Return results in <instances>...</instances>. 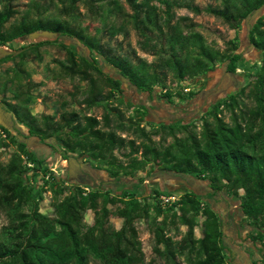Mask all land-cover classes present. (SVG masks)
<instances>
[{"label":"trees","instance_id":"obj_1","mask_svg":"<svg viewBox=\"0 0 264 264\" xmlns=\"http://www.w3.org/2000/svg\"><path fill=\"white\" fill-rule=\"evenodd\" d=\"M216 1L203 7L195 0H31L20 13L11 0H0V47L14 51L0 54V65L13 62L0 71V93L8 110L24 128L25 136L35 141L29 146L0 124L8 136L0 139V148L15 146L8 161L0 162V217L4 213L8 220L0 226V264H93V260L99 264H140L144 252L137 222L150 218L152 208L156 211L152 221L154 251L164 260L163 264H183L182 261L235 264L225 255L227 250L231 261L234 258L225 239L222 214L199 192L186 191L174 206L179 211L164 215L158 204L151 205L147 198L141 200L130 191H125L122 197L112 195L103 181L96 186L86 184L89 191L80 184L73 190L49 168L42 169L43 184L36 187L25 177L29 171L33 170V175L43 166L37 152L30 149L38 141L54 146L63 159L69 160L77 152L87 154L104 165L114 182L123 187L131 180L143 181L137 173L157 158L164 174L173 178L195 174L210 184L213 195L229 194L239 211L251 220V231L256 230V235L251 233L249 238L259 245V262L264 264V15L256 19L248 36L249 43L262 53L249 92L254 100L252 107L242 98L243 88L222 103L231 112V122L225 121L215 106L210 112L213 120L203 117L201 133L192 128V122L184 121L181 128L187 132L186 137L183 140L175 137L164 149L142 143L141 150L135 141L107 129L111 127L110 113L117 110L109 107L111 101L118 98L116 92L123 98V78L139 92L151 95L157 86L166 87L170 75L178 82L200 78L226 59L227 71L237 72L242 53H225L207 44L201 33L187 32L183 23L187 18L176 19L177 9L188 8L196 14L207 12L239 29L264 6V0ZM80 5L87 9V15L100 21L96 34L82 24ZM129 27L138 33V48L156 59L150 61L134 50L124 52L112 42L118 34L128 35ZM43 30L55 31L58 36L35 41L27 38L32 32ZM64 40L75 47L65 45ZM15 42L24 43L14 48ZM55 43L66 50V58L58 61L61 72L88 84L80 103L89 107L105 105L104 127L97 117L77 110L61 113L56 110L42 117L32 113L30 106L37 99L33 88L44 83L33 80L27 64L31 60L41 62L42 46ZM108 67L114 70L109 71ZM51 70L47 66L46 76L53 75L48 73ZM166 95L169 97L170 93ZM139 112L147 115L146 109ZM131 126L120 124L118 128L127 130ZM170 129H174L173 125ZM136 130L145 136L143 128L137 126ZM56 142L63 149H58ZM126 147L132 149L125 156L133 153L141 156L125 163L115 151ZM25 155L33 165L27 164ZM48 189L52 191L53 216L41 212L39 207L43 191ZM154 193L158 195L159 190ZM118 202L123 205H118L115 213L123 219V224L117 229L111 224L114 213L109 204ZM88 210L94 212L92 223L85 220ZM200 213L205 216V227L202 237L197 238L195 227ZM181 225L187 226V230L176 240L171 232L174 228L179 234Z\"/></svg>","mask_w":264,"mask_h":264},{"label":"rangeland","instance_id":"obj_2","mask_svg":"<svg viewBox=\"0 0 264 264\" xmlns=\"http://www.w3.org/2000/svg\"><path fill=\"white\" fill-rule=\"evenodd\" d=\"M31 0H11V3L16 7L20 13L27 8V4ZM43 1V0H41ZM125 2V1H123ZM197 4L205 7L207 4L214 3L216 0H195ZM59 3V2H58ZM1 8V4H0ZM82 11L81 21L83 25H88L92 34L97 33V27L100 26V21L93 19L90 14H86L87 9L80 5ZM56 13V11L54 12ZM57 14V13H56ZM20 15V14H19ZM264 15V11L261 16ZM179 17H186L184 20V27L186 31H196L201 33L207 44L219 48L225 53H231L232 51H238L242 53V59L237 65V72L235 74L227 71L226 65L228 59L223 62L217 63L212 70L202 75L200 78L187 79L184 82H178L172 75L169 76L167 85L165 88L156 87L153 94L139 92L134 86L129 83L124 85L123 98L119 97V93L116 92L117 99L111 101L109 107H114L110 113L111 127L107 129L115 130L119 135L126 137L128 140L135 141V146L139 149H143L142 143H151L158 146L160 149H164L169 146L175 140V137L184 139L187 132L182 130L181 125L184 121L192 122L193 129L198 133H201L203 128V117L208 120H213L210 112L217 106L219 114L227 122H231V112L223 106L222 103L228 100L232 94L239 93L245 88V93L242 95L243 100L249 107L254 105V100L249 96L252 83L256 79V71H258L262 62V53L249 43V31L254 25V21L249 23L244 22L239 29L231 28L223 19L216 17L207 12L196 14L188 8L177 9L176 19ZM174 19V20H176ZM15 20V18H12ZM250 27V29H248ZM129 34H118L114 37L113 43L122 47L124 52H131L133 50L141 57H145L152 61L156 59V56L149 53L142 52L138 46L137 41L139 39L137 31L134 27H129ZM108 36V35H104ZM107 39V38H106ZM65 45H74L69 41L64 40ZM24 42H15L14 48L19 47ZM122 43V45H121ZM6 49L8 47H5ZM43 54V60L41 62L31 60L28 62L27 67L32 74V78L36 83L43 82L41 86H34L33 93L37 96L36 101L30 106L31 111L37 117H42L44 114H54L56 110L61 113L64 110L80 111L82 114H89L97 117L101 120V127L104 124V115L106 113V107L104 104L95 105L92 107L87 106L85 103H80L86 95L88 84L86 81H82L79 77H71L61 72L59 67V60L66 58V50L59 44H46L41 48ZM13 64L12 61H7L0 65V71L7 69V67ZM49 66L53 75L46 76V68ZM109 71L114 69L108 67ZM170 93L168 97L166 93ZM10 92L7 93V97L10 100ZM120 98V100H119ZM4 97L0 93V102L3 103L6 109L7 105L3 102ZM14 101V100H13ZM220 103V104H219ZM146 109L147 115L142 116L139 111ZM139 123V125H137ZM132 125L130 129L120 130L118 125ZM174 127L173 130L170 126ZM137 126L144 129L145 136L142 135V131L136 130ZM104 127V126H103ZM173 131V133L171 132ZM18 131L14 134L18 137ZM7 138V133L0 127V139ZM19 139V137H18ZM58 149L63 147L56 142ZM30 148V147H29ZM15 146L9 148H0V162L6 163L14 151ZM35 152L39 155V159L43 160V166L40 167V171L31 175L33 170L29 171L25 177L26 181L39 187L43 184L41 177L42 169L49 168L56 173L57 177L64 179L66 183L74 187L73 190L80 184L89 191L90 187L86 184L78 182L74 178H69L68 168L69 163L67 159H63L61 152L48 146L43 141H38L34 147ZM132 147H126L115 151V155L122 159L125 163L129 162L131 158L141 156V153H133L131 156H125L131 152ZM72 156L82 158V161H88V171L92 174L100 172L104 180H111L109 182L108 189L112 195L122 197L125 191L134 193L139 199L144 200L147 198L151 205L158 204L164 210V215H169L174 211H179L178 207H174L180 200L181 196L188 190H195L199 192L211 206L219 208L222 214L224 222V230L226 234V241H230L231 246L234 249H239L242 257L231 261V254L226 250L225 255L228 261L235 262L236 264H262L259 262L261 258V252L258 250L259 245L252 242L249 238L250 234L256 235V230L251 231V220L245 217L244 214L239 211V206L235 204L233 198L225 193L221 192L213 195V191L210 184L195 174L187 175L182 178H173L167 174H164L160 159L157 158L154 162L147 164L145 170H141L137 173V176L143 177V181H128L127 186H119L109 176V173L105 171V166L100 162L91 159L87 154L81 156L79 152L71 154ZM24 159L27 164L30 160L25 155ZM152 166L155 169L152 170ZM56 171H54V170ZM96 169V170H95ZM158 173V174H157ZM160 173V174H159ZM37 174V175H36ZM48 188V185L47 187ZM158 189L159 194L156 195L154 190ZM242 192V191H241ZM163 196H176L175 202L169 204H161ZM179 197V199H178ZM118 204H109V207L113 211L111 216V224L117 229L123 224V219L119 217L115 211ZM236 205V206H235ZM41 212L54 215V208L52 206V191L50 189L43 191V198L39 202ZM156 215L154 208L151 209V217L148 219H141L137 222L139 230V237L142 241V248L144 252V259L140 264H163L164 260L154 251V233H153V219ZM163 215L159 216L158 221L162 219ZM230 219H234V224L228 223ZM85 220L88 223H92L94 220V212L88 210L85 213ZM205 216L200 213L197 216V226L195 227V237L199 238L203 235ZM8 222L6 214L1 213L0 226ZM225 223H227L225 225ZM226 226V227H225ZM187 226H180V233L176 234V230L173 228L171 232L175 239H180L186 232ZM241 234V235H240ZM252 261H257L253 263ZM93 264H99L96 260H93ZM183 264H187L182 261Z\"/></svg>","mask_w":264,"mask_h":264},{"label":"water","instance_id":"obj_3","mask_svg":"<svg viewBox=\"0 0 264 264\" xmlns=\"http://www.w3.org/2000/svg\"><path fill=\"white\" fill-rule=\"evenodd\" d=\"M264 11V6H262L261 8L257 9L251 16L248 17L247 19V23H249L250 21H256V19L261 16V14ZM248 29H250V27H248ZM58 36V33L55 31H50V30H43V31H35L32 32L27 38L35 41L37 39H44V38H49V39H55ZM77 45L81 46V44L79 42L76 43ZM4 47H0V54H8V53H12L14 52L13 50H11L10 48H5ZM227 67V65H226ZM230 73V72H229ZM123 80L125 81V83H128V80L126 78H123ZM0 124L4 127H6L7 129L16 132L17 133L21 132L18 134L19 139L28 144L29 146H31L32 144H34V138H27L25 136L26 132L24 130V128L22 127V125L18 122L17 118L13 115V113L9 110H7L3 103L0 102ZM74 161L78 162V161H82V158L77 159L76 157L72 156L69 160L68 163L69 165H71ZM73 176H71L70 178H72Z\"/></svg>","mask_w":264,"mask_h":264},{"label":"flooded vegetation","instance_id":"obj_4","mask_svg":"<svg viewBox=\"0 0 264 264\" xmlns=\"http://www.w3.org/2000/svg\"><path fill=\"white\" fill-rule=\"evenodd\" d=\"M5 107V106H4ZM8 110V109H7ZM54 146H52L53 148ZM53 149H56V148H53ZM84 154H81V156H83ZM77 159H80V157H78ZM88 166H89V163L88 161H74L71 165H69V168H68V175H69V178L71 176H73L72 178L76 179L78 182H81V183H84V184H89V185H92V186H96L98 185L101 181H103L104 183H106V185H108L107 183L109 182H113L111 180L107 181V180H104V178L101 176L100 172H95V174H92L90 171H88ZM96 170V169H95ZM158 174V173H157ZM160 174V173H159ZM138 177V176H137ZM236 206V205H235ZM228 223H231V224H234V219H230L228 221ZM227 223H225L226 225ZM226 227V226H225ZM227 234V233H226ZM241 235V234H240ZM227 243L228 245L230 246V248H232V251H233V255H234V258L233 260L239 258V256L242 257V254H246L245 252L242 253L239 251V249H234L232 246H231V243L230 241L227 240ZM235 263V262H233ZM236 264V263H235Z\"/></svg>","mask_w":264,"mask_h":264},{"label":"built area","instance_id":"obj_5","mask_svg":"<svg viewBox=\"0 0 264 264\" xmlns=\"http://www.w3.org/2000/svg\"><path fill=\"white\" fill-rule=\"evenodd\" d=\"M29 165H33V164H29ZM54 171H56V170H54ZM48 177H49V175L47 176V178ZM176 198H177L176 196H163L161 204L166 205V204H169L170 202H175L177 200ZM178 199H179V197H178Z\"/></svg>","mask_w":264,"mask_h":264}]
</instances>
